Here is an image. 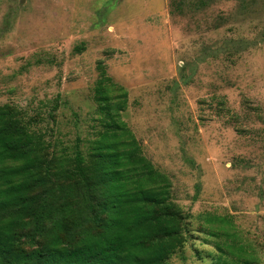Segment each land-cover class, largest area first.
<instances>
[{
  "label": "rangeland",
  "instance_id": "374dc122",
  "mask_svg": "<svg viewBox=\"0 0 264 264\" xmlns=\"http://www.w3.org/2000/svg\"><path fill=\"white\" fill-rule=\"evenodd\" d=\"M176 2L0 0V105L51 154L86 150L103 66L189 216L188 242L167 264L219 256L209 215L264 264V0Z\"/></svg>",
  "mask_w": 264,
  "mask_h": 264
},
{
  "label": "trees",
  "instance_id": "16d2710c",
  "mask_svg": "<svg viewBox=\"0 0 264 264\" xmlns=\"http://www.w3.org/2000/svg\"><path fill=\"white\" fill-rule=\"evenodd\" d=\"M100 69L86 150L51 154L20 111L0 105V264H167L187 244L189 216L170 177L123 119L128 92ZM202 220L221 224L209 233L219 253L212 264H259L228 220Z\"/></svg>",
  "mask_w": 264,
  "mask_h": 264
},
{
  "label": "water",
  "instance_id": "95a60500",
  "mask_svg": "<svg viewBox=\"0 0 264 264\" xmlns=\"http://www.w3.org/2000/svg\"><path fill=\"white\" fill-rule=\"evenodd\" d=\"M23 1V0H22Z\"/></svg>",
  "mask_w": 264,
  "mask_h": 264
}]
</instances>
